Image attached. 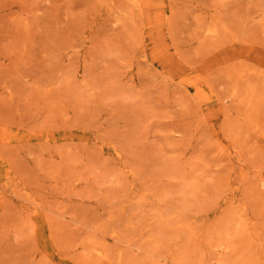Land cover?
<instances>
[{"label": "rangeland", "instance_id": "obj_1", "mask_svg": "<svg viewBox=\"0 0 264 264\" xmlns=\"http://www.w3.org/2000/svg\"><path fill=\"white\" fill-rule=\"evenodd\" d=\"M0 264H264V0H0Z\"/></svg>", "mask_w": 264, "mask_h": 264}]
</instances>
